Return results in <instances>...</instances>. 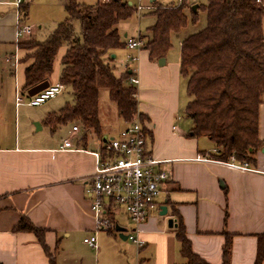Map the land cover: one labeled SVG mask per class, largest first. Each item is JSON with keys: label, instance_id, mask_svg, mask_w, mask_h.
Here are the masks:
<instances>
[{"label": "crops", "instance_id": "1", "mask_svg": "<svg viewBox=\"0 0 264 264\" xmlns=\"http://www.w3.org/2000/svg\"><path fill=\"white\" fill-rule=\"evenodd\" d=\"M21 1L22 5L28 4ZM154 1L149 0L150 3ZM14 2L0 0V45L13 47L3 60L15 70L21 57L18 45L31 38L32 28L23 24L22 17L20 20L19 7ZM63 2L65 4V0ZM149 7L154 8L153 5ZM20 23L30 27V32L17 36ZM119 23L116 24L118 33ZM138 36L144 44L146 37ZM176 38L178 56L167 60L170 47L162 65L149 59L143 45L139 49L131 48L126 46L125 40L122 48L128 49V61L124 70L116 75L128 70L137 77L135 96L147 134L145 152L162 160L156 168L168 174L156 199V208L148 212L147 219L137 229L133 231L131 228L145 242L144 245L138 248L132 242L133 246L123 242L121 247H127L128 251L119 249L110 255V247L120 246L116 242L119 233L115 226H122L115 220L116 213L122 211L126 217L127 214L111 203L106 213L110 228L96 229L91 202L86 194L85 181L96 162L93 153L100 152L103 157V143L116 137L128 124L118 117L116 105V116L103 125L98 97L99 135L90 128L83 129L78 122H72L71 127L56 138V128L51 130L45 118L48 113L58 110L42 113L32 110L42 104L28 105L26 93L16 84L13 93L3 98L0 105V120H5V110L8 109L14 120L22 118L25 127L21 136L6 138L5 133H0V264H186L175 238L176 225L173 223H177L173 213L178 214L183 222L192 252L206 263H223V247L229 238L227 264H255L258 236L264 232V145L255 152L254 161L246 164L248 169L244 170L228 164H239L233 157L226 162L213 158L216 149L207 137L191 135L192 121L185 110L183 115L180 111L179 95L184 77L180 75L179 58L183 37L176 35ZM112 52L108 54L109 59L113 58ZM14 53L18 58L16 64L12 59L5 60ZM132 57L135 60H131ZM61 68L54 82L50 81V75L49 84L58 83ZM18 90L24 98L17 104L15 95ZM187 98L189 100L188 95ZM22 106L25 107L21 109ZM104 113L108 119L109 114ZM33 123L38 126L36 130ZM73 126L77 128L73 130ZM46 129L49 132H43ZM105 132L110 137L105 136ZM258 133L264 141V105L259 108ZM197 156L210 160L198 161ZM161 206L166 207L165 215L160 214ZM22 215L44 230L51 260L32 232L13 231ZM168 218L175 220L171 226ZM92 234L96 235V248L83 241ZM80 237L83 245L88 247L85 250L78 247ZM259 264H264V255Z\"/></svg>", "mask_w": 264, "mask_h": 264}, {"label": "trees", "instance_id": "2", "mask_svg": "<svg viewBox=\"0 0 264 264\" xmlns=\"http://www.w3.org/2000/svg\"><path fill=\"white\" fill-rule=\"evenodd\" d=\"M154 3V2H153ZM154 23L146 30L143 48L151 61L163 58L171 47V36L187 27L185 0L176 5H153ZM27 4L19 5V18L26 15ZM67 17L57 24L44 40L35 38L19 43V62L23 65L21 91L48 81L55 55L62 43L67 44L61 58L58 82L71 90L72 102L58 112L48 113L45 122L54 130L67 122H78L99 135L98 97L106 89L109 100L117 107L118 117L129 123L137 110L136 87L128 84L131 75L126 70L120 76L113 72L109 52L122 48L116 24L129 18L132 5L121 0L98 1L86 7L76 0H65ZM205 25L185 35L180 42L179 71L186 78L189 101L185 114L192 121L191 135L205 136L214 145L213 158L250 164L255 152L262 148L259 108L264 105V36L262 18L264 0H208L203 6ZM196 11L192 12L195 24ZM80 24L76 36L73 21ZM176 217L175 238L186 264H208L196 256L184 231L183 222ZM13 231L32 232L51 260L44 241V230L34 226L22 215ZM230 252L229 238L223 247V263ZM264 255V232L258 236L255 264Z\"/></svg>", "mask_w": 264, "mask_h": 264}, {"label": "built area", "instance_id": "3", "mask_svg": "<svg viewBox=\"0 0 264 264\" xmlns=\"http://www.w3.org/2000/svg\"><path fill=\"white\" fill-rule=\"evenodd\" d=\"M21 0H15L19 7ZM142 6H138V11ZM30 27L18 24L17 36L30 32ZM126 46L139 49L143 41L137 38H127ZM18 61L16 53L6 57V61ZM135 60V57L130 58ZM127 83L136 85L138 79L134 75L127 78ZM64 85L61 83L49 84L38 93L27 96L26 103L30 106H39L47 100L55 97ZM23 94L18 90L15 95L16 103L23 101ZM77 127L73 126V130ZM147 134L138 115H134L127 126L116 137H112L103 143V157L100 152H94L96 162L92 174L86 178V194L91 202L96 229H109L110 220L106 216L110 204L121 207L129 220L133 223V231L148 217V212L156 208V199L161 192L163 183L168 179V174L156 168L162 160L146 155L145 143ZM198 161L210 159L197 156ZM234 168L248 169L247 165L234 162L228 163ZM131 230L129 239L138 248L144 245V241ZM84 243L96 248V235L92 234L83 239Z\"/></svg>", "mask_w": 264, "mask_h": 264}, {"label": "rangeland", "instance_id": "4", "mask_svg": "<svg viewBox=\"0 0 264 264\" xmlns=\"http://www.w3.org/2000/svg\"><path fill=\"white\" fill-rule=\"evenodd\" d=\"M64 0H24L23 2L28 3V9L26 15L23 16V24L30 25L32 28L31 38H35L38 41H44L56 28L57 24L63 21L67 17V12L65 9ZM78 3L85 5L86 7H91L98 1L104 2L105 0H76ZM181 0H155L154 3H150L149 0H121V2H130L133 9L132 15L124 20H121L118 28H119V36L122 42H125L127 38H137L138 35L142 37L147 35V27H149L155 16L152 13L154 10L150 8V5H176ZM187 6L185 7V14L188 19V24L185 31L178 34L179 37H184L185 35L192 33L201 29L206 23V13L203 9L208 2V0H185ZM142 6V9L138 11V6ZM197 5L196 7V16H195V24L192 23V6ZM154 7V6H153ZM73 29L76 36H80V24L77 20H74ZM262 32L264 36V15L262 18ZM172 47L167 53V60H171L172 58H176L179 53L178 39L176 35L173 36ZM26 40V39H24ZM24 42V41H23ZM143 47V46H142ZM141 47V48H142ZM67 49V44L62 43L55 55L53 61V68L51 73L50 81L54 82L56 80V75L61 67V58L65 54ZM10 51H13V47H9L7 44L0 45V105L2 104V100L5 97H8L13 93L14 86L17 84L19 87L22 86L23 83V65L19 62L15 70L9 66L8 63L4 62L5 54H8ZM128 49L121 48L114 52V57L109 60V63L113 66V72L115 75H119L120 72L124 70L123 66L127 63L128 59L126 58ZM20 55V54H19ZM185 78H182L181 87H180V111L181 114L185 110V107L188 103L187 93H186V83ZM21 89V88H19ZM72 102L71 90L69 87L64 86V88L54 97L47 100L44 104L39 107H32L31 109L38 112L43 111H57L59 110L65 103ZM25 106L20 107L21 109ZM99 108H100V120L103 125H106L105 122L108 120H112L115 115V103L109 100L108 93L106 89H101L99 91ZM20 109V110H21ZM19 110V109H18ZM5 120L4 118L0 120V133L2 135L7 136L6 138H12V136L19 135L21 136L25 132V127L23 125L22 118L19 117V120L16 118L13 119V113H11L8 109L5 110ZM104 112L109 114L108 119L104 116ZM22 114V112L20 111ZM106 114V115H107ZM183 115V114H182ZM21 116V115H20ZM1 118V117H0ZM109 122V121H108ZM72 122H67L62 125H58L56 127V131L54 136L57 138L60 137L63 133L66 132L67 128H70ZM33 128L36 130L38 127L33 123ZM45 133L49 132V129L43 131ZM105 136L110 137L109 133L105 132ZM1 137V135H0ZM115 220L117 224L124 227L126 231L125 234L131 231L133 227V223L125 216L122 211L116 213ZM112 226H114L112 224ZM78 242V247L81 250H85L86 245L82 243V237H80ZM116 242L120 244V246L113 245L109 248V254L112 255L115 252H118L119 249H125L128 251L127 247H121L123 242H126L133 246L129 239L122 240L119 237L116 238ZM80 243V244H79ZM84 246V247H83Z\"/></svg>", "mask_w": 264, "mask_h": 264}, {"label": "water", "instance_id": "5", "mask_svg": "<svg viewBox=\"0 0 264 264\" xmlns=\"http://www.w3.org/2000/svg\"><path fill=\"white\" fill-rule=\"evenodd\" d=\"M127 4L131 5L130 2H127ZM196 7H197V5H193L192 6L193 12L196 11ZM111 57H114V54H111ZM157 62H158L159 65L164 64V58L158 59ZM48 85H49L48 81H44V82H42L40 84H37V85L29 88L26 91V94H27V96H32V95L38 93L39 91L43 90L44 88H46ZM160 209H161L160 214L161 215H165L166 214V207L165 206H161ZM174 221L175 220L173 218H168V225L171 226ZM173 224L176 225L175 223H173ZM115 230L118 231V233H119L118 235H119L120 238L127 239V235L124 234V231H125L124 228H122L120 226H115Z\"/></svg>", "mask_w": 264, "mask_h": 264}]
</instances>
